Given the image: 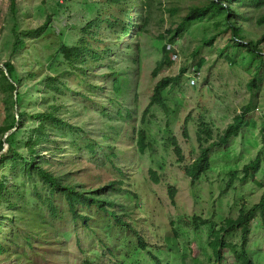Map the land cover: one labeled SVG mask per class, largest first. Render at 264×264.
<instances>
[{
  "label": "rangeland",
  "instance_id": "1",
  "mask_svg": "<svg viewBox=\"0 0 264 264\" xmlns=\"http://www.w3.org/2000/svg\"><path fill=\"white\" fill-rule=\"evenodd\" d=\"M209 1L154 0L146 30L135 33L130 25L132 35L128 36L121 35L120 27L110 28L107 21L116 17L120 25L128 18L135 23L140 6H133L132 0L126 5L111 0H16L15 10H11L10 0H0V68L6 61L12 63L11 79L16 85L12 96L15 103L0 89V126L10 122L15 108L24 113L16 129L0 135L5 140L0 154L10 145L28 157L26 143L41 122L36 113L53 112L63 126L44 122L45 137L34 146L43 157L40 163L44 169L64 185L85 191L123 180L126 199L107 191L100 192L99 197L120 201L132 211L134 227L148 247L138 254L133 250L136 239L131 233L114 228L106 236L105 230L91 227L94 237L100 234L112 250L107 264H156L152 257L160 264H264V213H257L249 224L246 256L241 260H236L229 248L222 250L218 261L210 246L212 230H217L224 218L236 217L240 208L257 203L264 190V61L258 67V58L232 44L230 32H224L228 25L224 13L216 9L175 33L190 8ZM125 9L128 18L122 13ZM242 9L247 18L239 21L241 34L246 42L255 41L264 32V23L256 24L264 16V1L249 8L238 7L240 13ZM48 16L44 32L24 39V46L11 54L13 31L36 28ZM80 44L89 50L84 62L68 63L60 48ZM163 44L173 49L176 57L172 54L171 64L152 76ZM260 48L264 50V43ZM181 68L185 73L180 74L179 83L163 90L166 111L152 107L145 116L142 126L149 147L140 155L129 132L141 125L154 84ZM194 69L200 75L191 86ZM49 77L61 85V92L48 86ZM115 80L119 81V94L114 93ZM244 106L249 111L238 134L210 150L208 171L191 185L181 167L198 154L199 122L211 129L208 143L217 141ZM171 138L181 149L182 163L174 155ZM91 144L94 154L88 148ZM257 155L259 166L254 175L242 179L243 166ZM111 164L123 170V177L117 176ZM148 169L158 172L159 183L152 182ZM4 177L7 192L0 196V264H51V257L44 263L29 246L33 244L35 251H41L43 237L59 239L53 242L57 245H44L57 248L62 255L55 264H80L86 253L81 254L75 245L78 241L88 248L93 236L77 226L78 221H71L61 195L52 196L49 186L35 174L26 175L14 168L11 156L0 160V183ZM231 177L232 183L226 188ZM167 185L177 189L174 205L166 194ZM48 197L57 209L54 217L42 202ZM78 210L86 216L93 211ZM192 215L207 224L195 229ZM10 232L15 234V245L7 239ZM224 240L240 251V230L231 231Z\"/></svg>",
  "mask_w": 264,
  "mask_h": 264
},
{
  "label": "trees",
  "instance_id": "2",
  "mask_svg": "<svg viewBox=\"0 0 264 264\" xmlns=\"http://www.w3.org/2000/svg\"><path fill=\"white\" fill-rule=\"evenodd\" d=\"M154 0H137L133 1V6L139 5L140 7L136 10V21L132 24V21L129 20L127 16V11L122 10V13L126 16L127 21L123 22L122 25L117 21L116 17H113L111 20L107 21L108 26L111 28L113 26L120 27L122 30L121 35H132L130 34L129 27L133 25L134 32H144L146 30V26L149 23L151 8ZM264 0H210L207 5L205 6H194L190 8L186 15L182 17V20L177 25L175 29V33L181 30L184 24L201 20L203 17L210 15L213 10H219L224 13V20L226 21L227 28L225 33L230 32V41L234 46L243 47L247 53L251 56L258 58V67L264 61V50H261L260 44L264 43V32L257 38L255 41H245L244 36L241 34V28L239 26V21L246 19V15H243L244 9L242 13L239 12L238 7L241 8H249L253 4H262ZM113 4H125L127 0H111ZM16 0H10V7L11 10H15ZM232 4H235L232 8ZM132 6V7H133ZM131 8V7H130ZM50 17L48 16L42 24L37 26L33 29H27L22 31H13V42L11 45V54H15L24 46V39L26 38H34L36 36L41 35L44 30L46 29L47 25L49 24ZM94 22V21H93ZM92 22V23H93ZM264 23V16L259 17L256 20V24H263ZM171 32V30H168ZM172 33V32H171ZM120 36V34H119ZM80 42L81 39H80ZM211 41H209L210 43ZM86 44H80L79 46H62L60 48V52L63 55V58L70 64L74 63H83L84 57L86 56L89 50L85 48ZM174 50L170 47H166V44H163L161 47V57L156 62L155 67L151 73L152 76H156L159 69L162 67H167L171 64V55L173 54ZM89 53V52H88ZM91 57H96L95 53H91ZM257 67V68H258ZM13 65L10 61H6L3 63V67L0 68L1 77H0V89L3 93L9 96L12 103H15L12 96L13 93L16 91V85L11 79V75L13 73ZM185 73V68H181L180 72L171 75V76H164L161 77L153 86L149 98V102L144 108L141 119H140V126L138 129H133L129 132V137L133 139L134 137V147L138 154H143L146 149L149 147L146 141V131L145 128L142 126L145 121V116L147 115L148 111L151 110L152 107L160 108L163 111H166V103L165 97L163 95V90L168 86L177 85L180 81V74ZM197 73V77L195 76ZM199 70H193V76L196 77L195 81L199 78ZM48 86L53 89L55 92H61V85H56L57 81L53 77L48 78ZM119 81H114V93L119 94L121 88L119 86ZM195 85V83H194ZM254 85V81H252V85ZM192 86V85H191ZM17 97V95H15ZM249 111L248 106L242 107V110L239 114L235 115L233 121L227 125L223 133L218 137L217 141H213L208 143L209 138L211 137V129H209L203 121H200L198 124L196 138L197 142L199 143L198 147V154L197 156L188 164H184L181 167V170L185 177L189 179V183L193 185L197 182L201 177L208 171L209 169V153L210 150L218 146L220 144L226 143L231 137H234L238 134L239 130L241 129L244 123V117L246 116L247 112ZM10 122L5 126H0V135L1 137L9 132L11 129H16L21 123V118L23 117L24 113L22 111H15L11 112ZM36 118L40 119L39 126L34 129L33 135L28 138L27 146L30 150V155L28 157L23 156L20 151L13 149L10 145L6 146V149L3 153L0 154V160H4L11 156L12 159V166L14 168L18 167L19 170L29 175L31 173L35 174L43 183L49 186L50 194L59 193L62 199L65 201L67 206V212L71 216L72 222H77V226H82L85 229V232L91 236H93V240L91 245L88 248H83L80 246L79 242L77 241V246L81 254L83 252L86 253V257L83 258V261L80 264H107L113 257L112 250L107 247L105 241L101 238V235H97L94 237V231L92 228L97 226L101 230H105V235L110 236V231L112 229H117L118 232L127 231L131 233L136 239V245L133 247L134 251H137L139 254L147 249L148 244L145 242V237L143 238L139 231L135 229L134 224L135 221L133 220L132 211L124 204L116 202L115 200H110L107 198H100V192H111L118 196H121L126 199V193L122 191V184L123 180H112L107 185L101 188L92 189L89 191H85L84 189L79 188L75 185H64L61 183L60 179L55 175L51 174L48 170L42 167L40 160L43 159L42 156L38 155V151L34 150V146H36L42 139L45 137L44 135V122L53 123L55 125L63 126L64 124L61 119H58L53 112H38L35 115ZM264 118V116H263ZM128 131V130H127ZM133 136V138H132ZM262 136H264V124L262 126ZM171 147L174 152V155L177 157L178 162H184L183 155H181V149L177 145V142L174 138H171ZM5 140L0 138V151L4 148ZM207 143V145H205ZM89 151L94 154V144L88 146ZM59 153V152H58ZM259 155L255 157L254 160L250 161L248 164L244 165L242 168L243 177L244 179L246 176H253L255 171L259 166ZM111 166L116 169L117 176H122L123 170L115 167L114 164ZM149 178L152 180L153 183L157 184L160 182V175L154 169H148ZM123 177V176H122ZM121 177V178H122ZM117 178V177H116ZM120 178V179H121ZM233 177L226 183V188L229 187L232 183ZM6 179L4 177V181L0 183V196L3 192H7L6 190ZM166 194L168 196L169 202L171 205L175 204V198L177 189L174 185H167ZM17 193V192H16ZM134 197H137L136 193H133ZM43 205H45L48 209V212L53 217L55 216L57 209L54 205V202L51 198L43 199ZM11 204V203H9ZM78 208L86 211L87 209L93 210L91 214L86 216L82 212L78 210ZM263 214L264 213V190L260 195V198L257 203L253 204L250 208L244 209L240 208L236 217H226L223 219L221 226L217 230H212L210 233L212 236V240L210 241V246L213 249V254L215 258L219 261L222 259L221 252L224 249H231L232 253L234 254L236 260L243 258L246 256L245 253V245H246V236L249 230V224L256 220V214ZM9 223L10 219L6 217ZM192 224L194 228L197 229L199 225H206L207 222L202 220L201 217L196 215H192ZM198 222V224L196 223ZM92 227V228H91ZM5 229L8 226L4 227ZM95 229V228H94ZM233 230H240L241 231V249L240 251L236 250L237 245L226 243L224 238L225 235H230V232ZM7 239L10 240L12 245L17 244L15 241V234L10 232L6 234ZM5 236V237H6ZM168 236V235H167ZM36 239H38L36 237ZM6 238H4V241ZM58 238L55 240L54 238H47L43 237L41 239V251H35V246L30 244V248L32 249V254L41 256L42 261L45 263L48 257L52 258L51 264H55V260L57 258H61L62 255L58 253L57 248L55 249H47L44 245H52L58 242ZM97 246V249L95 247ZM64 249V247H63ZM39 252V253H38ZM67 255V253H66ZM92 257H89V256ZM155 260L156 264H160L161 262L156 257H152ZM245 264V261H244ZM249 264V263H248Z\"/></svg>",
  "mask_w": 264,
  "mask_h": 264
},
{
  "label": "built area",
  "instance_id": "3",
  "mask_svg": "<svg viewBox=\"0 0 264 264\" xmlns=\"http://www.w3.org/2000/svg\"><path fill=\"white\" fill-rule=\"evenodd\" d=\"M173 57H176V54H173L172 55ZM196 77H197V73H196V75H195ZM195 76H193V72L191 73V76H190V79H189V83H190V85H194V83H195V79H196V77Z\"/></svg>",
  "mask_w": 264,
  "mask_h": 264
}]
</instances>
